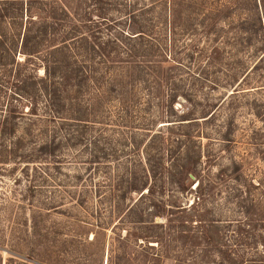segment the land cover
<instances>
[{
	"label": "rangeland",
	"instance_id": "1",
	"mask_svg": "<svg viewBox=\"0 0 264 264\" xmlns=\"http://www.w3.org/2000/svg\"><path fill=\"white\" fill-rule=\"evenodd\" d=\"M0 1L57 18L1 55L0 264H264V0Z\"/></svg>",
	"mask_w": 264,
	"mask_h": 264
},
{
	"label": "trees",
	"instance_id": "2",
	"mask_svg": "<svg viewBox=\"0 0 264 264\" xmlns=\"http://www.w3.org/2000/svg\"><path fill=\"white\" fill-rule=\"evenodd\" d=\"M2 2L5 1L3 0ZM20 10L21 12H23L22 6ZM8 11L9 9L7 8L0 9V62L3 58V56L1 55H8L11 64V68L9 69L10 71L12 70V74H15L13 76V82L15 84L24 85L27 82V76H29L28 70L25 69L27 62L25 64H21L16 61V58L18 57V54H23L29 58L28 60H30L31 57L38 54V46H40V43L35 41V37L41 32H44L46 35L55 36L54 28L55 26H57V18L56 16H54V14L52 17L50 16L45 19H43L44 17L41 18L42 22H36V19H34V16L32 15H21L23 13L19 12L18 15L16 13V15H10ZM47 20H51V22H47ZM5 27L10 29L11 32V37L8 39H6L5 33L3 31L5 30ZM51 29H53V31H51ZM64 32L65 33L61 35L62 37L60 43H55L54 40L52 43H50V45H48V49L50 52L49 56L51 58L53 57V59L59 55L67 57L68 54L72 53L73 51L70 44V42H73L72 40L74 39L71 38V30H69V27H67L66 29H64ZM2 36L3 38H1ZM84 41L87 42V39H84ZM49 59L50 58H45L44 61L43 69L45 75L41 77L38 82H34V85L36 84L39 86H43V88L39 89V91L43 92L45 98L49 99L50 105H53L56 97H58L60 94H63L64 91H68L69 88L73 86L72 84H74V77H72L73 71H70V69H68V71L65 70L62 75L58 76V72H60L58 65H55V62ZM1 66L5 67L4 64H0V69ZM34 73H36L35 70ZM22 91L20 90L19 92ZM16 93L17 92H15V94ZM174 103L175 101H173L170 105L172 110ZM9 116H13L12 119H14L16 116V110L11 108L9 110ZM1 126H3V128L7 127V121L4 120L3 122H1ZM13 131L14 127L12 126L10 135H12ZM185 173L195 176L194 169L192 167H186Z\"/></svg>",
	"mask_w": 264,
	"mask_h": 264
}]
</instances>
